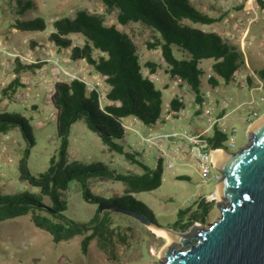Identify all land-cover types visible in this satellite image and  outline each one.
Here are the masks:
<instances>
[{
  "label": "rangeland",
  "instance_id": "obj_1",
  "mask_svg": "<svg viewBox=\"0 0 264 264\" xmlns=\"http://www.w3.org/2000/svg\"><path fill=\"white\" fill-rule=\"evenodd\" d=\"M33 1L37 5L36 9H27L20 17L22 19L42 17L46 22V28L42 31H20L14 28L17 18L14 1L0 0V46L26 55L28 60H24L23 63L41 64L36 72L26 71L24 82H21L22 86L18 87L13 95L0 100V110L18 112L27 119L33 138V145L29 146L16 126L6 133H0L1 194H15L25 190L37 192L36 187L29 186L18 178L17 163L26 149H28L27 167L33 175L44 173L49 166L50 157L58 156L59 153L60 140L56 134L54 109L49 101L51 90L45 89L42 83L37 82L42 81L43 77H52L51 84L56 80V76L59 79H68L70 76L64 74L63 69L76 72L77 65L82 61L70 60L69 48L59 49L48 40V34L52 30L51 23L56 18L73 16L79 9L101 14L105 24L114 25L131 37L139 55L142 72L148 77H155L153 83L161 90L163 102L167 97V87L171 83L175 88L176 96L181 95L184 98V106L194 102V92L191 88L182 81L174 83L175 77H170L166 72L161 49L155 44L157 34L151 27L140 22L119 24L116 20V12L108 11L100 0ZM190 2L199 11L215 19L210 24H196V26L216 32L235 44L243 54L244 65L239 72L245 75V78L234 84L220 81L216 86H221L222 92L219 87H211L208 80L213 74L211 69L213 60L205 59L199 64L203 69L200 91L210 89L212 97H218L219 100L227 97L233 99L230 106L224 109L223 113L226 115L221 121L227 127L235 128L234 146H229L228 136L222 144L228 151H235L248 143V126L264 114V89H251L254 82L253 79L250 81L248 79L251 77L249 73L264 68V8L259 6L257 0H190ZM72 38L73 44L83 42L80 35H72ZM175 54L177 57L182 56L178 50H175ZM146 62L157 64L153 72L149 71ZM13 66L12 57L1 51L0 94L1 89L14 76ZM77 73L82 74V72ZM94 81L90 79V82ZM102 86L106 87L104 83ZM261 96L262 101H260ZM251 99L254 103L247 104ZM237 103L241 104L238 109L234 108ZM215 108L216 105L213 111L216 110ZM190 109L194 110L192 107ZM252 110L256 111L258 116L249 122L247 117ZM170 119L173 120L165 127L166 132L189 131L183 118L170 116ZM200 121L207 122L203 118ZM122 123L134 125L126 120ZM136 130L144 137H154L164 133V131L148 130L143 125L136 127ZM139 134L134 132L124 136L120 143L124 145L125 151H132L131 143L135 144L136 141V151H134L138 154L137 158L150 168L155 166L161 150L170 157L173 145L168 139L149 144L141 139ZM66 157L68 160L73 159L83 163L100 161L116 173L130 174L142 170L140 165L133 163L123 154L108 150L98 135L86 127L82 119L72 123L69 128ZM161 159L164 161L165 157L162 156ZM174 160L176 163L172 169L162 166L161 183L157 188L133 194L135 199L143 203L144 209L152 215L157 224L168 228H171L170 224L175 220L179 208L188 205L190 199L194 201L199 199L198 195L213 192L217 182L214 178L204 181L187 156L177 154ZM212 171L220 176L217 169L214 168ZM181 174L184 177L178 178L177 175ZM88 188L92 194L107 198L123 194L128 189V184L114 179L90 178ZM61 196L67 202L65 215L77 223H88L98 209V204H91L83 199L80 185L76 181H71L68 188L61 192ZM210 200L214 203L206 222L193 224L206 226L218 217L219 213L214 205L217 200ZM43 201L50 204L47 197L43 198ZM98 216L99 219L106 218L107 224L101 236L95 235L88 241L84 251L81 247L82 239L91 234L92 229L82 230L55 242L47 231L34 225L31 213L4 220L0 222V264H160L162 260L160 251L167 242L165 237L153 233L134 217L118 211L98 210Z\"/></svg>",
  "mask_w": 264,
  "mask_h": 264
},
{
  "label": "trees",
  "instance_id": "obj_2",
  "mask_svg": "<svg viewBox=\"0 0 264 264\" xmlns=\"http://www.w3.org/2000/svg\"><path fill=\"white\" fill-rule=\"evenodd\" d=\"M17 18L14 28L20 31H42L46 28L45 20L37 16L22 19L27 9H36L33 0H13ZM108 11L116 12L119 24L140 22L157 34L155 44L161 49V56L166 63V72L170 77H178L194 92V102H201V75L199 66L205 59H212L213 74L208 80L211 87L220 81L228 84L233 79V72L244 65L242 52L229 40L214 31L205 30L196 24H210L215 19L193 6L190 0H100ZM264 8V0H257ZM52 30L48 40L57 48H69L70 60H84L94 72L102 77L106 85V102L99 104L97 92L88 89L81 78L59 79L52 84L49 101L54 109L56 134L60 140L58 156H51L47 170L33 175L27 167L28 149L17 163L18 178L27 185L36 187L37 192L28 190L15 194L0 193V222L31 213L34 225L47 231L55 242L92 229L91 234L82 239L84 251L88 241L95 235H102L107 219H99L98 209L88 223H77L65 215L66 200L61 192L66 190L71 181L80 185L83 199L91 204H104L122 207L139 212L152 218L141 201L134 198V193L150 191L161 183L162 163L158 160L154 168H149L136 155L133 149L125 151L120 142L125 131L122 121L133 117L145 125L155 123L162 114V92L156 88L153 80L142 72L139 55L131 37L114 25H107L101 14L86 9L77 10L73 16H62L51 23ZM72 35H80L81 44H73ZM175 50L182 53L177 57ZM150 72L157 67L154 62H146ZM38 62L23 63L14 59L13 78L1 89L0 100L13 95L22 86L20 75L34 72L40 68ZM254 73L264 82V68ZM252 80L251 77L248 78ZM184 107L176 98L170 100V108ZM199 110H196L198 114ZM221 114V113H220ZM84 120L86 127L95 132L108 150L123 154L133 163L140 165V172L130 174L116 173L100 162L83 163L68 160L66 157L67 134L72 123ZM18 127L29 146L33 145L31 128L27 119L18 112L0 110V133H6ZM213 147H223L225 135L214 128L208 138ZM183 177V176H181ZM90 178L114 179L128 184V189L118 196L107 198L92 194L88 188ZM47 197L50 204L43 198ZM213 200L204 197L193 201L176 211L175 220L170 224L174 230L184 231L193 223H205L213 208ZM106 209V208H104ZM103 210V209H102ZM101 210V211H102ZM110 210V209H107ZM112 210V209H111ZM115 211V210H114ZM119 212V211H118ZM122 213V212H121Z\"/></svg>",
  "mask_w": 264,
  "mask_h": 264
},
{
  "label": "water",
  "instance_id": "obj_3",
  "mask_svg": "<svg viewBox=\"0 0 264 264\" xmlns=\"http://www.w3.org/2000/svg\"><path fill=\"white\" fill-rule=\"evenodd\" d=\"M248 142L235 151L214 150L210 160L220 174L223 201L218 217L187 231L163 227L137 211L98 203L163 230L171 243L160 251V264H264V114L247 128Z\"/></svg>",
  "mask_w": 264,
  "mask_h": 264
},
{
  "label": "built area",
  "instance_id": "obj_4",
  "mask_svg": "<svg viewBox=\"0 0 264 264\" xmlns=\"http://www.w3.org/2000/svg\"><path fill=\"white\" fill-rule=\"evenodd\" d=\"M6 53L8 56L12 57L14 60L15 58H19L20 61L28 60L26 55H21L16 52H12L11 50H7L5 46H0V52ZM64 74L67 72L63 69ZM249 75L252 77L254 85L251 87V89H264V82L253 72ZM70 78H80L75 75L70 76ZM151 80H155V77H149ZM241 78H245V75L241 74L239 70H236L233 72V79L231 82L237 83ZM56 80H59V77L56 76ZM55 80V81H56ZM174 83L180 82V78L175 77ZM84 81V80H83ZM88 87V89H94L97 92L99 104L102 107L103 103L106 102L105 98V90L103 89L102 83L103 79L102 77L100 79L95 80L94 82H86L84 81ZM92 84V85H91ZM175 98L183 102V97L181 95L176 96ZM263 97H260V101H262ZM231 97L222 98L218 101L220 106V112L221 114H214L213 108L216 105L217 101H215V98L212 97V91L210 89L204 90L201 93V102L195 103V102H189L188 106L185 105L184 107H180L176 110L171 109L170 106L167 104L162 108V114L169 115V116H179L181 118H186L190 113V108L192 107L195 111H198V114L200 117H205L207 119V124L203 128V130L199 132H193L191 130L186 132H164L162 134L152 136L144 137L141 134L138 133V130L130 128L128 124L122 123V127L125 132L127 131H133L140 135L141 139L145 140L149 144H156L159 140L162 139H168L172 145H173V151L170 154V157L163 153V151H160V156H157V160H160L162 163V166H165L167 169H172L173 165H175V157L177 154L179 155H185L188 157V160L190 161L191 165L199 172L200 176L203 178L204 181H209L212 178L217 179V182L219 180V175L215 174L212 170L216 167L213 166L211 160H210V152L218 149L227 150L224 147H213L211 141L208 138V136H212L214 133V128H217V130L225 135V137L228 136L229 138V146H234V139H235V128L227 127L224 122L221 121L225 117L224 109H227L230 106V102H232ZM184 103V102H183ZM254 103V100L251 99L247 104L251 105ZM258 102H256L257 104ZM191 106V107H190ZM241 106L240 103H237L234 108H239ZM258 114L256 111L252 110L247 117V121L251 122L254 120ZM164 156L165 160L163 161L161 157ZM216 182V184H217ZM212 193V192H211ZM209 193V194H211ZM209 194L205 195H198L200 197H206L208 200L210 198L208 197ZM194 200L190 199L188 201V204H191Z\"/></svg>",
  "mask_w": 264,
  "mask_h": 264
},
{
  "label": "crops",
  "instance_id": "obj_5",
  "mask_svg": "<svg viewBox=\"0 0 264 264\" xmlns=\"http://www.w3.org/2000/svg\"><path fill=\"white\" fill-rule=\"evenodd\" d=\"M82 62H80V64L79 65H77L78 67H77V69L75 70L76 72H74V71H66L67 73H66V75H69V76H72V75H75V76H77V77H80L82 80H84V81H86V82H90V79H94V80H97V79H100L101 77H100V75L98 74V73H96V72H94V70H93V68L90 66V65H88L84 60H81ZM81 66V67H80ZM39 70V69H38ZM37 69L35 70V72L36 71H38ZM77 72H82V74L80 75L79 73H77ZM25 73L26 72H24L23 73V75H20V81L21 82H24V78L26 77L25 76ZM13 75V74H12ZM51 78L52 77H50V78H46V77H43V79H42V81H40V80H38V84H43V86H44V88L45 89H48V90H52V84H51ZM217 87H219V90H220V92H222V87L221 86H215L214 88H217ZM26 88H30L29 86H26ZM105 88H107V87H104L103 89L105 90ZM166 88V87H165ZM175 88H174V86L172 85V83L169 85V87H167V97H166V99L164 100V102L162 103V107H164L165 105H169L170 106V100L172 99V98H175ZM201 93H202V91H201ZM215 98V101H217V103H216V110L214 111V114H220L221 112H220V106H219V103H218V101H219V98L218 97H214ZM162 99H163V96H162ZM172 117V116H171ZM201 118H203V119H205V121H207V119L206 118H204V117H200V115L199 114H196V111L195 110H193V111H191V113L186 117V118H183V122H184V124L189 128V130H192V129H194V130H192L193 132H199V131H201V130H203V128L206 126V124H207V122L206 123H203L202 121H200V119ZM123 120H126V121H129V122H131L132 124H134L133 126L131 125V124H129L130 125V128H132V129H136V127H139V126H141V125H143V126H145L148 130H156V131H158V132H166L164 129H165V127L168 125V124H170L171 122H172V120L173 119H170V116L169 115H165V114H161V117H159V119L155 122V123H153V124H150V125H145V124H143L142 122H140L139 120H137V119H135V118H133V117H125V118H123ZM200 121V122H199ZM127 124V123H126ZM179 124H181V123H179ZM135 125H137V126H135ZM134 132L133 131H127V132H125V135H131V134H133ZM124 135V136H125ZM126 139V138H125ZM135 144H136V141H135ZM135 144H134V142H132L131 143V146H133L132 148H133V150H135L136 151V147H135ZM135 148V149H134ZM143 160V159H142ZM144 162V161H143ZM157 162H158V160H157ZM157 162H156V164H157ZM145 163V162H144ZM146 164V163H145ZM156 164H155V166H156ZM154 166V167H155ZM154 167H152V168H154ZM150 168V167H149ZM181 176H183L182 174L181 175H177V177L178 178H180ZM184 177V176H183Z\"/></svg>",
  "mask_w": 264,
  "mask_h": 264
},
{
  "label": "bare ground",
  "instance_id": "obj_6",
  "mask_svg": "<svg viewBox=\"0 0 264 264\" xmlns=\"http://www.w3.org/2000/svg\"><path fill=\"white\" fill-rule=\"evenodd\" d=\"M262 116V115H261ZM260 117V116H259ZM258 117V118H259ZM257 119V118H256ZM255 119V120H256ZM254 120V121H255ZM253 121V122H254ZM252 122V123H253ZM251 123V124H252ZM250 124V125H251ZM249 143V142H248ZM219 151H221V152H223V153H225V151L224 150H222V149H218ZM226 154V153H225ZM208 197L210 198V199H216L217 200V202H220V201H223L222 200V197H221V194H220V186H219V184H216V188H215V190L211 193V194H209L208 195ZM153 233H156V234H158V235H160V236H163V237H165L166 238V244H170L171 243V241H170V239H169V237L167 236V234L163 231V230H161V229H158V228H154V227H148Z\"/></svg>",
  "mask_w": 264,
  "mask_h": 264
}]
</instances>
